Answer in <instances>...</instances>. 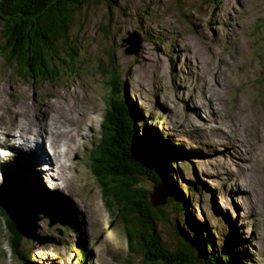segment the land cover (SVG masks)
Returning <instances> with one entry per match:
<instances>
[{
    "label": "rangeland",
    "instance_id": "1",
    "mask_svg": "<svg viewBox=\"0 0 264 264\" xmlns=\"http://www.w3.org/2000/svg\"><path fill=\"white\" fill-rule=\"evenodd\" d=\"M130 33L143 40L132 55L126 53L131 43H124ZM69 38L79 70L55 84L19 80L0 56V128L16 131L20 125L36 143L49 121L61 116L50 111L58 102L76 134L67 180V168L60 174L47 169L48 145L45 150L39 144L24 163L29 182L17 179L19 186L11 190L2 181L17 178L12 173L20 161L11 154L0 157V190L26 232L23 247L30 255L23 262L11 253L0 218V264H128L126 238L120 226L110 224L91 164L86 165L100 140L109 90L105 70L113 59L147 125L165 144L183 149L177 174L171 162L167 170L191 199L192 214L215 231L217 250L234 240L248 255L246 264H264V0L92 1L74 14ZM187 182L204 189L190 192ZM21 187L37 205L24 208L35 212V222L26 223L33 214L15 207L27 199ZM47 200L57 207H40ZM171 221L156 228L165 244L175 246L174 226L189 228L184 213H171ZM34 237L44 245L32 242Z\"/></svg>",
    "mask_w": 264,
    "mask_h": 264
},
{
    "label": "trees",
    "instance_id": "2",
    "mask_svg": "<svg viewBox=\"0 0 264 264\" xmlns=\"http://www.w3.org/2000/svg\"><path fill=\"white\" fill-rule=\"evenodd\" d=\"M92 1L113 0H0V56L19 80L55 84L79 70L78 53L70 44L69 32L74 14ZM105 72L109 89L106 113L99 143L91 149L86 165L91 164L110 224L120 226L126 238L127 263L140 258V264H246L248 255L241 253L237 241L217 250L215 231L192 214L191 199L177 184L178 178L167 170V162H171L177 174L183 149L165 144L159 132L147 125L149 120L130 99L114 59ZM187 183L190 192L204 189L201 183ZM159 190L165 195L162 203L156 197ZM171 213H184L189 228L178 223L174 226L173 234L178 238L175 246L165 244L156 228L159 223L172 225ZM0 215L11 235L12 254L28 261L30 255L23 247L20 229L1 203Z\"/></svg>",
    "mask_w": 264,
    "mask_h": 264
},
{
    "label": "bare ground",
    "instance_id": "3",
    "mask_svg": "<svg viewBox=\"0 0 264 264\" xmlns=\"http://www.w3.org/2000/svg\"><path fill=\"white\" fill-rule=\"evenodd\" d=\"M53 114V113H52ZM50 116H51V114H50ZM54 116V115H53ZM58 118L57 119H55V120H53V122H51V124L53 125V127H54V124H57L58 125V130L59 131H54V133L53 134H51L50 135V133H49V137L51 138H49L48 137V131L47 130H45V129H43V130H41V132H39L38 133V136H39V140L37 141V145H39V144H42V141H43V144H45V142H48V140H50L49 141V146L51 145V142H53V145H56V142H59V145L58 146H54V149L52 148V161H53V168H52V166H51V168H47L49 171L52 169L53 171H57V172H59V174H60V170L63 168H67V170H64V176H65V179L67 180V178H69V175H70V161L68 160V157H67V155H68V153H69V150H70V143L68 144L67 142V128L69 127V123L68 124H66V122L64 121V120H62L61 118H62V116H57ZM51 118V117H50ZM52 127V126H51ZM20 129H21V131L23 132V134L25 135L26 133V128H24V127H22V126H20ZM29 129V128H28ZM54 129L56 130V127H54ZM25 131V132H24ZM28 131V130H27ZM59 134H60V136H59ZM55 135H58V137H59V139L58 140H56V138L54 137ZM67 144V146H68V148L65 146ZM75 151V150H74ZM232 154H234V152H232V151H230ZM44 153V152H43ZM64 153V154H63ZM15 157H16V155H15ZM12 158H13V156H12ZM55 160H56V162H57V167H56V164H55ZM26 163V162H25ZM38 165H40L39 163H38ZM5 166V165H4ZM41 166V165H40ZM20 171H21V174H20V172H19V174H18V180H20V181H25V179L23 178V174H24V170H27L26 169V165H24V163H22L21 165H20ZM44 168H46L45 166H42V169H43V171H44ZM50 177V176H49ZM51 178V177H50ZM50 178H49V180H48V178H46V180L52 185V191H57V188H58V186L56 185V184H54L51 180H50ZM19 181V182H20ZM26 182V181H25ZM14 184H17V183H15V182H13ZM68 183V182H67ZM20 184H22V186L24 185L22 182H20ZM30 184V183H29ZM18 185V184H17ZM66 185H68V184H66ZM19 186V185H18ZM25 186V185H24ZM23 186V187H24ZM32 186V185H31ZM50 186V185H49ZM22 188V187H21ZM31 189V188H30ZM22 190H23V194H24V196H23V198L24 197H26L27 199H23V201L20 203V205H17V206H15L17 209H21V210H24L25 211V213H26V215L28 214V213H31V211H27L26 209H24L25 208V206H28V207H36L37 205H36V203H35V206H33L32 204L33 203H31L32 202V198L31 197H29L28 198V195H27V193L24 191V189L22 188ZM16 191H17V193L19 194V191H18V189H16ZM30 196V195H29ZM54 197V196H53ZM39 198V197H38ZM38 198H36V201L38 202ZM35 200H33V202H34ZM43 201V200H42ZM48 201H50V200H47V202H45V203H41L40 204V207L42 206V205H45V204H52V206L53 207H57L56 206V204L57 203H55L54 201L53 202H48ZM63 205H64V207H65V204L63 203ZM44 209H46V208H44ZM14 212H15V210H14V208L12 209ZM35 210V209H34ZM16 214V213H15ZM31 214H33V215H27V217H28V219L30 220H26L25 221V218H24V221L26 222V223H31V222H35V220L33 221V218H34V215H35V212H32ZM17 216V215H16ZM18 217V216H17ZM20 217H21V215H20ZM23 219V218H22ZM26 223H24L25 225H27Z\"/></svg>",
    "mask_w": 264,
    "mask_h": 264
},
{
    "label": "water",
    "instance_id": "4",
    "mask_svg": "<svg viewBox=\"0 0 264 264\" xmlns=\"http://www.w3.org/2000/svg\"><path fill=\"white\" fill-rule=\"evenodd\" d=\"M138 39H139V41H137L135 38H134V36H133V34L132 33H130L129 35H128V38L127 39H125L124 40V43L125 44H130L131 43V49H127L126 50V53L127 54H136V53H138V49H139V47H140V45H141V43H142V38L139 36V35H137L136 36ZM135 40V41H134ZM164 196L165 195H163V194H158L156 197H157V201L160 203H162V202H164L165 201V198H164ZM14 222H15V224H17V226L19 227V229L21 230L20 231V233L23 235V236H25V231H23L22 230V228L20 227V225H19V223H18V221L16 220V218H14ZM25 230V229H24ZM27 231V230H26ZM25 232V233H24Z\"/></svg>",
    "mask_w": 264,
    "mask_h": 264
}]
</instances>
